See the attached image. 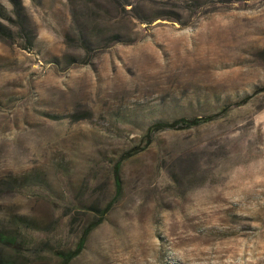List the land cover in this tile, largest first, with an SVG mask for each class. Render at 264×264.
<instances>
[{
	"label": "rangeland",
	"instance_id": "rangeland-1",
	"mask_svg": "<svg viewBox=\"0 0 264 264\" xmlns=\"http://www.w3.org/2000/svg\"><path fill=\"white\" fill-rule=\"evenodd\" d=\"M19 2L3 264H264V0ZM181 118L209 121L150 134Z\"/></svg>",
	"mask_w": 264,
	"mask_h": 264
},
{
	"label": "trees",
	"instance_id": "trees-1",
	"mask_svg": "<svg viewBox=\"0 0 264 264\" xmlns=\"http://www.w3.org/2000/svg\"><path fill=\"white\" fill-rule=\"evenodd\" d=\"M13 1H14V3H16V8L19 11H21L22 8L20 7L21 5H20L19 0H13ZM19 15L20 14L18 13V16ZM7 19L10 20V22H13L12 17L9 16ZM0 33H5L6 35H10L12 37L14 32L11 28H9L6 25H3L0 22ZM207 121H209V120H207ZM207 121L203 120V119H198V118H195V119L181 118V119L175 120L173 122L156 121L150 129V134L152 135L153 133H155L157 131L189 129V128L198 126V125H200L204 122H207ZM19 222L21 224H24L26 222V220H24V218L22 217L19 220ZM2 231L3 230L0 229V242L11 244L14 241V236L9 235V234L2 232ZM90 231L91 230H89L88 233H90ZM76 255H78V252L77 253H61V256H62L65 264H69L72 261V259H74L76 257ZM0 264H3L2 260H0Z\"/></svg>",
	"mask_w": 264,
	"mask_h": 264
}]
</instances>
